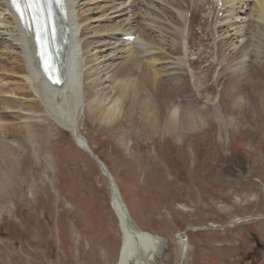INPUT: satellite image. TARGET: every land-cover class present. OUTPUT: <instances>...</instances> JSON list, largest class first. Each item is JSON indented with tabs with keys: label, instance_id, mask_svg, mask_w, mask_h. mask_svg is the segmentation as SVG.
Segmentation results:
<instances>
[{
	"label": "rangeland",
	"instance_id": "374dc122",
	"mask_svg": "<svg viewBox=\"0 0 264 264\" xmlns=\"http://www.w3.org/2000/svg\"><path fill=\"white\" fill-rule=\"evenodd\" d=\"M89 5L98 17L99 7ZM198 21L193 16L194 27ZM194 27L189 44H201L208 51L200 58L190 54L184 59H193L194 71L205 76L201 84L206 87H191L213 97L218 94L213 105L222 117L211 112L212 105H205L206 94H189L188 89L183 94L171 93L173 83L164 77L167 69L160 71L159 82L152 83L142 77L133 79L129 72L126 78L139 97L157 93L150 94L157 113L160 106L167 107L176 99L183 112L194 110L192 116L201 120V126L166 135L161 112L162 117L154 120L158 129L153 134L137 117L117 133L103 129L105 122L83 117L78 121L79 131L114 178L137 227L166 238L167 245L152 264H264V94H257L264 85L254 89L249 81L225 73L214 86L211 81L217 72L211 66L208 30ZM189 44L184 41V48ZM0 54V63L13 71L6 76L0 73V83L4 82L0 94L13 96L6 94L13 85L18 99L24 100L18 54L10 49ZM245 70L251 78L264 80L258 63L246 64ZM128 81L114 75L105 89H120ZM187 81H182L185 88H189ZM236 88L242 92L228 94ZM26 96L35 99L34 94ZM241 97L248 102L245 106L237 102ZM4 106L0 104V129L7 138L0 140L12 142L13 136H20L16 139L26 146V153L18 162L25 167L16 182L19 188L0 203V264H116L122 233L107 178L96 161L56 122L47 138L36 137L27 122L15 115L18 110ZM33 120L45 125L42 117ZM146 124L152 126L149 120ZM9 171L1 161L0 172L7 177ZM180 238L186 242L184 256Z\"/></svg>",
	"mask_w": 264,
	"mask_h": 264
},
{
	"label": "bare ground",
	"instance_id": "6f19581e",
	"mask_svg": "<svg viewBox=\"0 0 264 264\" xmlns=\"http://www.w3.org/2000/svg\"><path fill=\"white\" fill-rule=\"evenodd\" d=\"M65 1L68 10V42L65 44L68 61L64 81L58 85L49 82L46 73L39 66L32 35L26 36L20 30L8 8L7 0H0V16L4 11L8 12L7 16L2 15L0 19L2 26L0 28L3 29H0V34L4 35L0 36V51L6 53L9 49L16 51L20 60L19 73L24 80V86L21 88V97L24 100L18 99L19 95L16 94L18 89L12 85L6 94L13 96L0 94L4 96L0 99V104H6L3 108L7 110L15 112L18 110L15 115L23 119L24 123L27 122L26 127L33 136L47 138L51 133L50 126L53 127L56 122L69 130L76 144L85 149L86 146L90 147L78 126V121L83 117L94 122H105L103 129L116 133L122 127L128 128L137 117L153 134L158 129L154 120L158 116L162 117L161 112L166 135H178L184 128L186 132L196 131L201 126V120L192 116L194 110L183 112L180 105L175 104L176 99H173L171 105L168 104L167 107L160 106L161 111L157 113L153 106L154 99L150 95L157 93L139 97L134 85L129 83V78H126L129 72L134 76L133 79L142 77L147 83H152L159 80L157 76L163 74L160 71L167 69L168 72L164 77L169 76L170 84L173 83L169 84L171 93L181 94L183 89H188L189 94H206L205 105H212L209 108L211 112L222 117L219 107L213 105L218 94L213 97L212 94L193 91L191 87V85L196 88L198 85L203 86L201 82L205 76H200L194 71L193 59L187 57L188 62L184 59L190 54L200 58L208 51V48H204L201 44L198 46L189 44L194 38L190 36V31L194 27L193 16L201 20L193 29L208 30L210 36L209 56L211 66L215 69L213 73L217 72L215 79L211 81L214 86L220 84L225 73L239 76L242 80L245 79V82L249 81L251 88L254 89L264 85L262 78L257 76L251 78L250 74L245 72V66L250 62L258 63L260 69L264 71V0H225L220 6L216 0L214 2L211 0ZM89 4L99 7L98 17ZM85 6H87L86 10L83 9ZM188 12L191 13L190 17H187ZM219 12H221L220 17ZM209 18L211 21H208ZM93 22H98V25L92 24ZM204 22L211 24L206 26ZM125 35H133L134 39H125ZM184 41L189 44L185 47L188 53L185 52ZM196 48L200 51L197 52ZM136 69L139 75L136 74ZM11 72L13 71L10 68L0 63V73L3 76ZM114 75L124 76L128 83L120 89L111 87L106 90L105 83ZM186 79H188L186 86L189 88H185L182 84ZM237 83L238 80L235 84ZM2 84L4 82H1L0 86ZM203 87H206V84ZM240 92L242 89L236 88L235 93L228 94H240ZM29 94H34L35 99H28L26 95ZM257 94H264V89L258 90ZM242 100V97L238 99L239 106L248 103ZM188 104L191 105V102ZM136 108H138L137 112ZM37 117L43 118L44 126L33 120ZM148 120L152 122L151 127L146 124ZM0 134H3L0 137L7 138L3 129H0ZM13 137L15 139L12 142L0 140V162L10 168L7 177L0 172V203L10 191L19 188L16 182L23 177L25 170V167L18 162L26 153V146L16 139H20V136ZM117 138L123 139L119 136ZM25 160L26 157L23 162ZM103 167L109 173L106 166ZM112 179L116 190L111 192V200L120 219L122 233L116 264H152L167 245L166 238L141 230L137 227L138 224L133 223L134 219H131L118 186L113 177ZM120 204L124 205L125 210H121ZM126 215L131 219L129 230L124 221ZM179 241L181 255L184 256L186 242L183 238Z\"/></svg>",
	"mask_w": 264,
	"mask_h": 264
},
{
	"label": "snow or ice",
	"instance_id": "6c2138e0",
	"mask_svg": "<svg viewBox=\"0 0 264 264\" xmlns=\"http://www.w3.org/2000/svg\"><path fill=\"white\" fill-rule=\"evenodd\" d=\"M13 6L16 8L17 12L21 14V19H23V12L20 3L18 0H11ZM48 2L50 4V0H25L24 7L30 10L33 17L43 11V4ZM57 3L60 4L61 0H57ZM51 12L49 11V16ZM36 42L39 48V56L41 60V64L44 68V71L48 74L49 79L53 78V74L55 73V68L52 67L50 57L47 52V31L46 29H42L37 27L35 30ZM54 83H59V80H53Z\"/></svg>",
	"mask_w": 264,
	"mask_h": 264
},
{
	"label": "water",
	"instance_id": "95a60500",
	"mask_svg": "<svg viewBox=\"0 0 264 264\" xmlns=\"http://www.w3.org/2000/svg\"><path fill=\"white\" fill-rule=\"evenodd\" d=\"M76 134V133H75ZM77 135V134H76ZM80 138V137H79ZM81 140L83 141V138L81 137ZM83 143L85 144V142L83 141ZM86 146V145H85ZM85 150L90 154V156L92 158L95 159V161L97 162L101 172L104 174V176L107 178L108 180V184H109V187H110V190L111 192H113L114 190H116L115 186H114V183H113V180H112V177L111 175L104 169L103 167V164L102 162L98 159V157L90 150V148H88V146H86ZM121 209H123V206L121 205L120 206ZM125 223L127 224V228L130 226V220L128 218V216L126 215V218H125ZM129 230V228H128Z\"/></svg>",
	"mask_w": 264,
	"mask_h": 264
}]
</instances>
